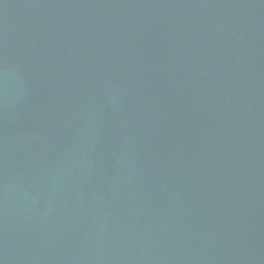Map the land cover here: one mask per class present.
<instances>
[{"label": "water", "instance_id": "water-1", "mask_svg": "<svg viewBox=\"0 0 264 264\" xmlns=\"http://www.w3.org/2000/svg\"><path fill=\"white\" fill-rule=\"evenodd\" d=\"M0 264H264V0H0Z\"/></svg>", "mask_w": 264, "mask_h": 264}]
</instances>
